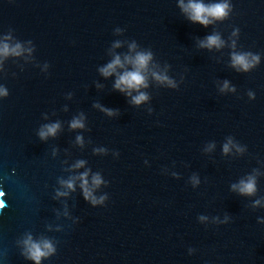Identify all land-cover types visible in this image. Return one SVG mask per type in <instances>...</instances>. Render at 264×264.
Segmentation results:
<instances>
[{
	"label": "water",
	"instance_id": "1",
	"mask_svg": "<svg viewBox=\"0 0 264 264\" xmlns=\"http://www.w3.org/2000/svg\"><path fill=\"white\" fill-rule=\"evenodd\" d=\"M181 3L0 0V48L20 45L0 55V264H34L29 236L56 249L40 264H264V0H229L207 26ZM214 34L221 47L200 46ZM233 51L260 63L237 71ZM138 52L152 59L135 105L114 84ZM84 173L103 205L84 198ZM249 176L254 195L233 189Z\"/></svg>",
	"mask_w": 264,
	"mask_h": 264
},
{
	"label": "clouds",
	"instance_id": "2",
	"mask_svg": "<svg viewBox=\"0 0 264 264\" xmlns=\"http://www.w3.org/2000/svg\"><path fill=\"white\" fill-rule=\"evenodd\" d=\"M182 10L188 14V19L194 23H199L203 26H207L215 20H225L229 17V13L232 11V6L229 3V0H219V2L204 4L201 2H195V0H189L187 5L181 3ZM239 30L234 29L233 35L238 34ZM223 44L219 35H210L207 36L205 40L200 42V46L203 48H219ZM134 47V45H133ZM20 45L17 44L15 48L9 49L8 45L5 44L3 48H0V55L8 56L19 55ZM152 59L151 52H138L134 57H125V62L131 64V71H124L122 74L118 76L115 81L114 88L124 92L126 95H131L132 91H137L139 94L132 97L131 102L135 105H139L149 99L148 95L144 92H139V89L148 87L146 76L144 72L148 68V64ZM260 63V55L253 54L252 52H235L231 53V65L237 71L249 72L253 68H255ZM120 67L123 68L124 65L121 64V60L119 56L115 57L111 63H109L105 68H102L100 71L102 75L108 76L116 71V69ZM152 77L160 82L161 84H167L169 87L175 88V83L167 76L162 75L157 72H152ZM224 87L227 88L228 84L225 82ZM233 91L235 89H232ZM8 92L4 89H0V96H7ZM249 98L254 99V93L249 92ZM105 111L112 115L111 110L105 109ZM151 111V109H149ZM84 125L81 119H73L70 127L82 128ZM59 128V124H51L45 125L44 128L39 132V136L41 139L46 138L47 136H54L56 134L57 129ZM78 141L80 137L77 138ZM229 143H226L223 146V151L227 153L229 151ZM237 151H243L241 148H237ZM83 162H80L77 167H79ZM87 173H84L80 179L82 180L81 187L83 188L84 198L89 200L92 205H103L104 201L107 199V196H101L97 199L92 195V191L88 188V181L85 179ZM102 183H105L100 177L99 174L92 176V185L98 187ZM66 186L71 189L72 182H66ZM234 190H237L242 195H254L256 193V178L255 176H249L247 180H241L238 185L232 186ZM60 194V193H58ZM5 192L0 191V196H4ZM260 201L257 200L255 204H259ZM5 205L3 202H0V209L4 208ZM201 219H204L201 217ZM25 245V253L26 258L30 259L34 262V264H40L42 258H47L53 255L56 251L53 244L44 240L41 242H34L32 238L29 236L28 239L24 241Z\"/></svg>",
	"mask_w": 264,
	"mask_h": 264
}]
</instances>
